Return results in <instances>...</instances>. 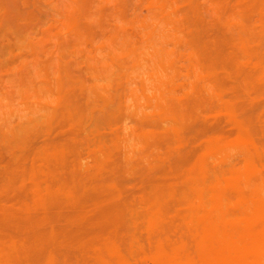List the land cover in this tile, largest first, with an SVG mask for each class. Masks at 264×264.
I'll return each instance as SVG.
<instances>
[{"label":"rangeland","instance_id":"1","mask_svg":"<svg viewBox=\"0 0 264 264\" xmlns=\"http://www.w3.org/2000/svg\"><path fill=\"white\" fill-rule=\"evenodd\" d=\"M263 36L264 0H0V194L8 198L0 209L24 210L11 222L0 213V264H33L42 248L34 234L45 237L52 223L62 240L95 241L98 212L89 208L111 206L102 181L119 179L122 197L137 207L139 197L173 185L178 196H191L189 176L210 185L242 169L246 150H264ZM226 103L253 127L250 143L238 138ZM214 139L229 158L223 165L210 160L203 177L198 163ZM193 161L196 172L185 175ZM263 179L264 172H252L238 187L251 191ZM33 180L56 202L35 203ZM80 198L88 209L81 215ZM46 211L56 215L50 225ZM126 217L129 230L133 216ZM129 231L121 232L124 241Z\"/></svg>","mask_w":264,"mask_h":264},{"label":"bare ground","instance_id":"2","mask_svg":"<svg viewBox=\"0 0 264 264\" xmlns=\"http://www.w3.org/2000/svg\"><path fill=\"white\" fill-rule=\"evenodd\" d=\"M258 33H260V32H258ZM262 38L264 39V36ZM261 43H263V42L260 41V45H261ZM262 45H264V43ZM263 48H264V46H263ZM259 50H260V48H259ZM221 52H223V51H221ZM259 53H260V51H259ZM259 55L260 54H258V56ZM216 56L218 57V55H216ZM258 56H257V58H258ZM232 59L235 61L234 58H232ZM234 61L231 60L230 62L233 63ZM219 62H221V61H219ZM225 62H228V61H225ZM215 64H217V66H218V63H215ZM222 64H223V61H222ZM225 64H227V63H225ZM233 65H235V64H233ZM225 67L227 68V66H224L223 68L225 69ZM219 68H220V66L217 67V70H219ZM224 71L226 72L227 69H225ZM224 71L222 70L221 73H223ZM261 73H263V72H261ZM208 75H209V73H208ZM221 77H222V74H221L220 78ZM258 77L261 78L260 76H258ZM251 81H252V78H251L250 82ZM216 82H217V79H216ZM216 82H215V84H216ZM225 84H227V83H225ZM248 87H249V85H248ZM217 88H218V86H217ZM220 88H221V86H220ZM237 91L238 90H236V92ZM263 92H264V90H263ZM244 93H245V90H244ZM238 94H240V93H238ZM243 95L245 96V94H243ZM235 98L236 97H234V99ZM241 98H242V96H241ZM241 98H239V99L241 100ZM231 102H233V104L234 103L236 104L235 100L231 101ZM238 103H240V102H238ZM231 105L226 103L225 106H226V109L228 112L226 114H229V116L232 120L231 122L234 124V126L236 128L238 138L241 140V142L243 144L246 145V144L250 143L251 138L254 137V136H252L250 138V135H252V134H249L250 133L249 128H251L252 126L250 127V125H248V124H247L248 125L247 126L246 123H248V122H244V121H248V120H245L244 118H242L244 120L243 121L244 123L240 122L239 119L236 120V118H234V112H233L234 110H232V108L230 107ZM236 105H239V104H236ZM250 106H252V105L250 104ZM252 114L253 113H251V115ZM190 115H193V114H190ZM254 115H255V113H254ZM254 115H252V116H254ZM237 116L240 117L238 114H237ZM257 116H258V113H257ZM187 117H189V115ZM254 117H256V116H254ZM198 122H200V121H198ZM249 123L251 124V121H249ZM199 124H201V122ZM260 128H262V127H260ZM187 130H189V129H187ZM195 131H194V133H195ZM198 131H200V130H198ZM256 135H257V133H256ZM198 136H200V135H198ZM216 137L218 138V136H216ZM207 139L208 138H206V140ZM209 139H211V138H209ZM202 141L205 142L204 139ZM259 142L260 141H258V143ZM225 150H226V146L221 140H215L214 139V140L206 141L205 148L203 149L204 153L201 156L199 163H198L200 171H201V175H203V177H206L208 174V165H209L210 160L214 161L216 164H219V165H223V164L227 163L229 156H223ZM198 155H201V153ZM194 161H195V159H194ZM194 161H193V163H194ZM243 161H244V165H243L242 169L241 168L240 169L234 168V169L230 170L229 172L223 174L222 176L217 177L216 180L214 179L215 181L212 182L210 185L206 182H203V181L201 182V181L195 179V177H192L193 175L191 174L192 176H189V181L191 182V184H189V182H188V186L190 185L192 188L191 196L188 195L189 193H187V195L180 197L181 195L178 196L176 194L177 192H176L175 188H172L174 185L173 186L169 185L167 187L171 186V188H167L166 192H163L161 194L156 193L157 195H155L154 197L152 196L153 198H150V196H148L149 198H147V195H145V194L144 195L146 197L145 196L139 197L140 200H139V204L137 207H134L133 205H131L132 202L130 199H129V201H130V204H129V202L127 200H125L124 197H122L124 195L126 196L127 194H124L125 189L123 190L122 188H120V187H122V186H120L121 184L120 185L117 184L119 179L115 178L116 180H118L117 182H114V180H112L111 178H110L111 180H107L108 182L105 181L106 183L102 181V183L104 184L103 186L106 188V190H109V192L105 190L106 193L105 192L104 193L105 194L108 193V194L104 197H107V199H110V200H108L107 203H110L111 206L109 205L110 208L107 207L108 209L106 208L107 210L106 209L104 210V207H106L108 204H105L106 206H104L102 209V207H101L102 205H100V203H97V202H96L97 203L96 204L94 201V203L96 204V207L92 204L93 208L92 207L89 208L92 211L94 210L95 213L98 212L97 218L95 219V225L97 226V231H100V232H98V234L96 235L94 230H93L94 233L89 231L90 233H92L91 234L92 237L94 236L93 234H95V236H96V237L94 236L96 238L95 241H91V242L87 241V239L89 240L91 238L90 236H88L89 234L87 235L89 238H87V237L85 238L88 243L80 241V240H77V241L72 240V239L69 240L70 238L67 239V237L65 238V240L64 239L62 240L61 239L62 237H59L57 235V233L55 232L56 231L55 228L53 229V227H54V225H52L53 223L51 224L52 220H54V219H52V217H54V218L56 217V215L54 214L55 212L53 211L54 212L53 214L55 216H51L52 212L46 211V213L44 212L45 216H44L43 220H45L49 225L51 224L52 226L51 225L47 226L49 229H48L47 234L45 232V234H46V235H44L45 237H42V238L38 237V236L35 237L36 234L33 233L35 240L37 239V242L38 241L40 242L42 248L40 249V251L38 250L39 253L34 254V256L32 255V253L31 254L29 253L31 255V259H32V256L34 257L33 258L34 261L32 259L31 262L33 264H137V263H139V264H164L165 263L166 264V262H168V264H263L264 263V213L262 212V209L264 207V179L261 180V182L257 183L251 189V191H246L242 187H238V181H239L238 179L241 178L242 176H247L248 174H250L252 172L253 173L258 172V171L264 172V150H260L256 146H253L252 150H246L244 152ZM189 164L191 165V162ZM194 165H195V163H194ZM196 165H197V163H196ZM196 165L195 166L191 165L194 167V169L192 168L193 170H190V166H188L186 169L185 175H187V173H189V172H187L188 170L190 172L192 171V173H193L195 171V168H198V167H196ZM117 168L118 167H116L115 170H118ZM112 169H114V168H112ZM120 171H119V173H120ZM123 171H121V172H123ZM195 175L196 174H194V176ZM114 177H116V176H114ZM186 177H188V176H185L184 178H186ZM108 179H109V177H108ZM185 181H186V179H185ZM22 183L23 182H21V185H22ZM30 183H31V181H30ZM31 184H32L31 186L33 187V191H34L33 192L34 198L33 197L32 198H33V201L35 203L41 204V203H47V202H49V203L50 202H56L57 198L55 199L53 196H50V194H48V196L45 195L44 191L42 190V188L38 182L33 180ZM11 186L13 187V185H11ZM25 186H23V188H25ZM231 188L234 190H232V193L229 194L230 193L229 190ZM104 189L102 188V191ZM122 190L124 192H122ZM4 191L6 192L7 190L4 189L2 191L4 193V195L8 194V193L5 194ZM9 191H10V189H9ZM13 191H14V188H13ZM102 191H100V192H102ZM82 194H83V192H82ZM8 196H9V194H8ZM137 197L135 199H137ZM122 198H124L125 201L122 200ZM7 199H8L7 197L0 194V203L1 204L5 201H8ZM107 199L105 198V200H107ZM131 199H132V197H131ZM169 199L170 200L172 199L171 201H173V203L176 201V203H174L175 205L172 204L174 207L172 209L170 208L171 210H168V208H166L167 205H165V201L167 204ZM12 201H13V199H12ZM17 201L23 202L24 200L19 199ZM82 201L80 198V200H78L76 203L77 204L76 208H78V212L80 213L79 215H81V213L84 212L85 209H83V208L84 207L86 208V205L82 206V204L84 203V202L82 203ZM111 201H113L114 203ZM14 202H16V200L13 201V203ZM101 202H102V200H101ZM104 203H106V201ZM136 203H137V201H136ZM133 204H135V203H133ZM140 205H142L143 207H140ZM17 206H19V204ZM17 206L15 205V207H17ZM72 206H74V205H72ZM97 206L99 207V209H101V211H97L98 210ZM19 208H21V206ZM21 209L23 212L21 210H14V209L8 210V208H5L3 210L0 209L1 210L0 213L4 217H6L7 219L9 217L13 218V217H17V216L18 217L24 216V210H23V208H21ZM166 209H167V211H165ZM60 212L62 213V211H60ZM86 212L88 213V209L86 210ZM94 212L90 211V213H94ZM32 214H34V213H32ZM58 214H59V211H58L57 215ZM75 214L78 215L77 213H75ZM128 214L133 216L132 217L133 229H132V227L129 226V230L132 229L131 231H133L135 229L133 233L127 229L128 227H126L125 222H124V219H127L126 215H128ZM2 215H0V216H2ZM38 215H39V213H38ZM60 215H62V214H60ZM32 216H34V215H32ZM76 217H79V216H76ZM134 218H135V220H134ZM9 220H10L9 222H11V218H9ZM27 220H26V222H27ZM13 221H14V219H13ZM16 221H17V219H16ZM32 222L34 224L37 223L34 221H32ZM38 222L41 223V220ZM12 223H15V222H12ZM123 224L125 225L126 229H125ZM131 224H129V225H131ZM37 225H38V223H37ZM21 226H19V227L21 228ZM122 226L124 227V230L129 231L128 235L131 234V236L128 237L129 239L127 241H124L121 238L122 234L127 235V233H128V231L126 233H124L125 231H123V232L121 231L122 234H121V232H119L120 229H123ZM39 227H41V226H39ZM24 228H25V226H24ZM30 228H28V230ZM34 228H36V227H34ZM22 229H23V227H22ZM78 230H79V228H78ZM95 230H96V227H95ZM23 231L24 230H22V232ZM85 231H87V230H85ZM22 232H20V233H22ZM32 232L33 231H31V233ZM158 232H163L162 233L164 235V236H162L163 238H161V237L156 238L155 237V236H158V234H156ZM39 233H41V231ZM27 235H29V234H27ZM160 235L161 234H159V236ZM184 235H185V237L187 236L188 238L186 237V239H185ZM30 236H32V235H30ZM39 238H41V239H39ZM80 239H81V237H80ZM16 240L17 239L14 238L12 241L15 242ZM35 240L33 242H35L37 244V242ZM14 242H12L13 245L11 244V242H9L11 245L7 244V242H6V244H7L6 247L8 246L7 248H10V246H11V248L12 247L14 248V246H16V248H17L18 244L15 243V244H17V245H15ZM22 242H23V239H22ZM19 244H21V243H19ZM23 244H26V243H23ZM40 244H38V245H40ZM1 246H3V245H1ZM18 247H21V246L18 245ZM28 248H30V247H28ZM31 249L33 250V247ZM16 250H15L16 252H19L18 248ZM2 251H4V250H2ZM24 251H25L24 252L25 255H27L26 250H24ZM0 253H1V250H0ZM8 253L11 254V250H9ZM10 254H9V256H10ZM17 255H19V254L17 253ZM29 256L27 259L30 258ZM114 257H115V261H116L115 263L111 262V258L113 259ZM4 258H6V257H4ZM19 258H21V257H19ZM7 262L9 263L8 260H7ZM28 264H30V262H28Z\"/></svg>","mask_w":264,"mask_h":264}]
</instances>
